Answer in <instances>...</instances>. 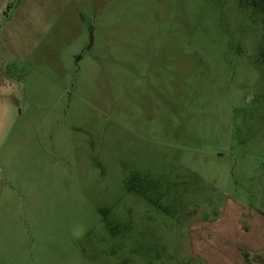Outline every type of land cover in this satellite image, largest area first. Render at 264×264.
I'll return each instance as SVG.
<instances>
[{
  "label": "rangeland",
  "instance_id": "obj_1",
  "mask_svg": "<svg viewBox=\"0 0 264 264\" xmlns=\"http://www.w3.org/2000/svg\"><path fill=\"white\" fill-rule=\"evenodd\" d=\"M42 14L38 42L14 24L24 46L0 49V264L264 256L259 227L234 235L264 219V13L58 0Z\"/></svg>",
  "mask_w": 264,
  "mask_h": 264
},
{
  "label": "crops",
  "instance_id": "obj_2",
  "mask_svg": "<svg viewBox=\"0 0 264 264\" xmlns=\"http://www.w3.org/2000/svg\"><path fill=\"white\" fill-rule=\"evenodd\" d=\"M50 3L47 0H0V29L3 28V31L0 32V49H8V45L10 44H17L18 46H24L25 42V36L24 34L21 36H14L13 33H11L10 28L14 27V24L18 25V28H26L29 29L28 35L30 38H34L36 42H38L41 39V32L42 28L45 26V16L42 14V10L51 9L52 12H55L58 5V0H49ZM13 8L12 15L8 17L6 15V12H8L9 8ZM4 26V27H3ZM6 29V31H5ZM5 31V32H4ZM237 212H233L231 214V218L240 215L241 210L239 207L234 208ZM249 219V220H248ZM243 221H246L249 227V230L246 232H243L238 227H235L234 231H229L231 234L234 232L235 235V241L240 242V239H242L243 242H248L247 238H250L251 236L254 237V229L259 227V237L255 238L256 240H259L260 242L264 239V219L263 217H260L256 215L255 213H251V217L246 219H242ZM253 230V231H252ZM247 247L249 245H246ZM243 249L240 250L242 259L237 257L238 262L241 260H244V257L242 255ZM248 251V250H247ZM246 252V251H245ZM238 254V253H237ZM246 262V261H245ZM247 263V262H246ZM239 264V263H238Z\"/></svg>",
  "mask_w": 264,
  "mask_h": 264
},
{
  "label": "trees",
  "instance_id": "obj_3",
  "mask_svg": "<svg viewBox=\"0 0 264 264\" xmlns=\"http://www.w3.org/2000/svg\"><path fill=\"white\" fill-rule=\"evenodd\" d=\"M243 5L251 7L258 13H264V0H241ZM264 28V22H263ZM261 62L264 63V46L261 50ZM242 255L246 262H251V255L248 252L242 251ZM253 264H264V256L260 257L259 260L255 261Z\"/></svg>",
  "mask_w": 264,
  "mask_h": 264
},
{
  "label": "water",
  "instance_id": "obj_4",
  "mask_svg": "<svg viewBox=\"0 0 264 264\" xmlns=\"http://www.w3.org/2000/svg\"><path fill=\"white\" fill-rule=\"evenodd\" d=\"M5 85L3 77L0 75V87Z\"/></svg>",
  "mask_w": 264,
  "mask_h": 264
}]
</instances>
